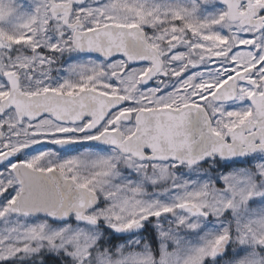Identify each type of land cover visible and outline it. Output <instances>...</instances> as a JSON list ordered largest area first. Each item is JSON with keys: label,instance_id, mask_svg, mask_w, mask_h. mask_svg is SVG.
I'll use <instances>...</instances> for the list:
<instances>
[{"label": "snow or ice", "instance_id": "snow-or-ice-1", "mask_svg": "<svg viewBox=\"0 0 264 264\" xmlns=\"http://www.w3.org/2000/svg\"><path fill=\"white\" fill-rule=\"evenodd\" d=\"M0 264H264V0H0Z\"/></svg>", "mask_w": 264, "mask_h": 264}]
</instances>
